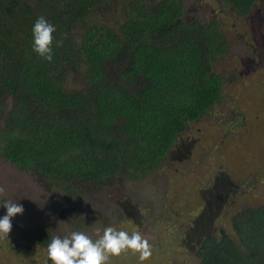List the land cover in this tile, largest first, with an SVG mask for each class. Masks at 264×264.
Returning <instances> with one entry per match:
<instances>
[{
	"label": "trees",
	"instance_id": "obj_1",
	"mask_svg": "<svg viewBox=\"0 0 264 264\" xmlns=\"http://www.w3.org/2000/svg\"><path fill=\"white\" fill-rule=\"evenodd\" d=\"M112 2L0 0V156L69 195L146 179L222 101L213 59L228 43L217 22L186 21L182 0H122L110 21ZM257 2L221 0L239 16ZM40 16L56 26L51 61L32 50ZM230 227L236 241L224 230L199 241L201 264H264V203ZM21 232L47 251L48 229Z\"/></svg>",
	"mask_w": 264,
	"mask_h": 264
},
{
	"label": "rangeland",
	"instance_id": "obj_2",
	"mask_svg": "<svg viewBox=\"0 0 264 264\" xmlns=\"http://www.w3.org/2000/svg\"><path fill=\"white\" fill-rule=\"evenodd\" d=\"M121 1L106 7L108 20L120 16ZM182 1L186 21H215L227 40V52L213 59V72L223 81L222 101L188 124L155 173L139 181L120 178L104 191L76 189L69 195L0 156V202L24 207L10 233L0 235V264H51L44 247L21 236L24 227L36 225L48 229L50 240L73 231L95 240L109 226L139 231L152 246L145 261L129 250L110 264H201L196 253L202 238L224 230L236 241L232 217L264 203V1L246 16L221 0ZM67 84L79 88L80 78L72 76ZM5 211L0 208V215Z\"/></svg>",
	"mask_w": 264,
	"mask_h": 264
},
{
	"label": "clouds",
	"instance_id": "obj_3",
	"mask_svg": "<svg viewBox=\"0 0 264 264\" xmlns=\"http://www.w3.org/2000/svg\"><path fill=\"white\" fill-rule=\"evenodd\" d=\"M55 32L56 26L44 16L38 17L32 27V50L48 61L53 59ZM56 45H62V41L57 40ZM3 192L4 188L0 186V193ZM0 208L6 210L4 215H0V235H8L13 218L23 215L24 207L21 203L6 199L0 202ZM129 250L139 253L140 261L152 255V246L139 231L129 233L109 226L95 240L81 231H73L63 238H52L47 244V258L51 264H110L113 256Z\"/></svg>",
	"mask_w": 264,
	"mask_h": 264
}]
</instances>
